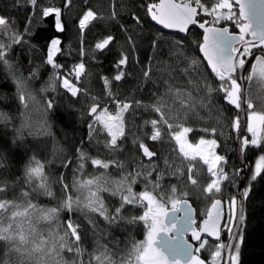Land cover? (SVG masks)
Here are the masks:
<instances>
[{
  "label": "snow or ice",
  "instance_id": "6c2138e0",
  "mask_svg": "<svg viewBox=\"0 0 264 264\" xmlns=\"http://www.w3.org/2000/svg\"><path fill=\"white\" fill-rule=\"evenodd\" d=\"M72 4L73 0H64L63 7L45 0H27L23 23L0 14V63L5 79L14 87L11 94L0 93L4 103L0 125L11 129L9 138H4L9 136L7 131L0 136V173L15 177L0 180V249L4 256L0 264H242L246 239L242 226L247 221L244 202L258 196L264 209V111L254 110L251 90L241 83L256 79L264 87V0H159L146 5L141 0V8L136 7V0H122L121 11L113 3L107 17L85 6L75 21L82 58L83 37L97 19L115 27L121 39L114 54V70L99 77L102 85L97 94L81 86L83 74L90 75L83 59L73 63L70 70L58 62L68 32L65 10ZM13 7L18 11L20 0H13ZM150 22L173 30L172 39L166 41L164 33L156 38L147 34L146 29L152 28ZM231 25L238 32L230 31ZM162 42L167 43L169 57L175 55V62L161 59L154 69ZM116 43L117 37L111 32L101 35L93 45L92 59L110 52ZM146 44L152 54L145 65L140 50ZM258 45L260 55H255L253 49ZM35 51L42 59L33 65L29 58L25 75L21 61L25 53ZM249 56H254V61L245 77L240 70L246 68ZM136 65L141 68L138 90L148 93L147 100L120 95L126 78L133 75L130 67ZM40 66H50L51 71L37 86L35 82L42 78ZM58 87L67 97L63 115L58 111V99L48 95ZM37 100L44 106L43 121L36 126L21 119L17 124L10 109L15 107L23 118L20 109L27 110ZM242 103L249 109L251 138L241 137L237 150L241 155L261 152L245 177L246 185L237 180L242 168L229 173V157L215 150L216 139L201 136L198 143L189 142L194 128L187 122L188 114L199 109L210 114L215 111L218 123L225 121L227 113L241 109ZM110 105L115 106L114 111ZM132 112L142 121L139 129L143 134L134 135L128 149V114ZM57 116L65 126V141L75 134L77 123L87 129L86 137L75 143L70 153L58 157L61 167L72 170L71 182L65 172L56 173L53 179L48 162L37 154L29 139L54 135ZM132 123L136 126V120ZM230 127L239 131L238 114ZM203 131L215 135L217 128L205 127ZM165 138L178 147V152L172 153L181 157L175 166L168 155L156 149ZM125 151L130 153L128 157L116 158ZM197 157L207 168V182L194 172ZM89 166L98 175L85 176ZM112 168L119 170L118 177L109 175ZM56 183L61 186L59 198ZM227 183L233 187L239 183L242 191L229 196L228 222L222 223L224 201L217 197L223 195ZM138 184L143 185L140 191L135 187ZM189 187L211 201L199 225L187 199ZM41 197L50 203H41ZM169 212L171 217L165 219ZM140 225L144 239H132L124 251H118L119 241L116 248L105 241L108 235ZM224 230L227 243L221 239ZM202 250L208 251L207 259L202 258Z\"/></svg>",
  "mask_w": 264,
  "mask_h": 264
},
{
  "label": "trees",
  "instance_id": "16d2710c",
  "mask_svg": "<svg viewBox=\"0 0 264 264\" xmlns=\"http://www.w3.org/2000/svg\"><path fill=\"white\" fill-rule=\"evenodd\" d=\"M122 0H73V4L70 10H65V20L68 24V32L64 37V45H63V54H58V62L65 65L66 70H70L72 64L78 62L83 59L86 65V73L83 74V79L81 86L89 89L93 94H97L101 90L102 82L99 77L102 74H109L113 69V61L114 54L121 43L120 35L117 33L115 27H109L106 20L100 18L94 22L90 26V29L86 30L85 35L83 37V47L85 50V55L82 58L80 56L79 49L81 47V37L77 30L75 21L82 14V10L85 6L93 8L100 17H107L110 15L112 11V5L115 3L116 10L118 12L121 11L120 4ZM158 2V0H143V4ZM45 3H53L56 6L63 7L64 0H45ZM28 7L27 0H20V7L17 11L13 7V0H0V14L11 15L20 19V22L23 23V17L27 15L25 9ZM136 7L141 8V0H136ZM123 14V13H121ZM151 23V22H150ZM152 24V23H151ZM194 31H197L194 29ZM230 31L238 32V29L235 28V25L230 26ZM111 32V34L116 35L117 43L112 46V50L110 52H105L103 55H98L96 60L92 59L93 53V45L96 42V39L99 38L103 34H107ZM147 34L151 35L153 38H156L160 33L166 34V41H170L172 39L173 33H166L161 31L155 25L152 24V28L150 31L146 29ZM19 52V49L17 50ZM198 51V50H197ZM152 51L148 48L147 44L144 45L140 50V58L141 61L146 65L147 64V56L151 55ZM32 60L33 65H39L40 60L42 59V54L39 51H35L33 53H25V59L21 61L22 67L24 69V74L27 75V71L29 65L27 63L28 59ZM171 58L173 62H175V55L169 57L168 46L166 42H162V46L160 52L157 53V60L153 61V67L157 66V61L164 59L167 60ZM40 71L42 73L41 80L36 81V85L38 86L42 80H46L51 69L50 66H40ZM133 75L126 78V82L120 89L121 98L125 96H135L136 98H140L143 96L145 100L148 99V93L138 90V82L140 78L141 68L140 66H132L129 69ZM166 75V74H165ZM0 85L4 87H0V93L7 92L11 94L14 91L13 85L5 79V68L2 63H0ZM151 85H148V88L151 89ZM162 91V89H161ZM48 95L56 97L61 105L58 109L60 114H64L63 103L67 99L63 95V89L59 88L56 92L49 90ZM0 107H4L3 101H0ZM110 108L114 111L115 106L110 105ZM15 121L17 124L20 123L21 119L25 121H30L33 125L38 126L39 122L43 121L44 117V106L42 100H37L35 102L30 103V107L27 110L20 109V111L24 112L23 118L20 117L17 113L15 107L10 109ZM238 114L237 109H233L231 112L227 113L226 120L220 121L218 123V115L214 111L213 113H208L207 109H199L193 110L188 114V123L194 128V131L189 134L188 139L190 143H198L201 136L205 138H214L218 141V147L215 149L221 155H227L229 157L228 171L232 173L234 168H240L239 160H238V151L236 146V130H233L230 125L232 122V118H234ZM181 116H184V113H180ZM239 115V114H238ZM67 119V117H65ZM136 120V126H133L132 121ZM55 127L53 129L54 135L47 137H30L32 140L34 147L37 149V154L48 162V172L53 176V179L56 178V173L65 172L68 178V181L71 182L72 179V170H65L60 165L59 156L64 153H70L73 149V145L78 143L82 137H86L87 129L86 125L77 123L76 131L74 135L70 134L69 141H65L64 131L65 126L61 121L60 116H57L53 121ZM142 123L140 118L136 115L135 112L128 114V138L126 141V147L128 149L132 148V139L134 135H142V131L139 129V124ZM216 127L217 132L213 135L211 132L205 133L203 129L205 127ZM9 133V138L11 134V129H5L3 125H0V136H4L5 132ZM223 133V134H221ZM149 143H152L149 141ZM63 148V152L60 149ZM156 149L160 151L164 155H168L170 161L173 163V166L179 163L181 157L172 155L173 151L178 152L177 146L174 142L169 141L168 138H165L163 142L156 144ZM93 154H97L95 148L92 149ZM261 154L260 151H246L244 155L245 164L248 166V175L249 169L251 168V163L253 158ZM130 155L129 152H121L117 159H125ZM162 163V161H161ZM195 164L194 172H198V178L202 182H207L208 175L206 174V170L201 163L198 161H193ZM75 167V165H73ZM185 168V176L187 175V165H184ZM16 171V168L13 167V172ZM102 171V170H101ZM88 175H98V172L95 169H92L90 166L85 172V176ZM109 175L112 178H116L119 176V170L112 168L109 172ZM5 176L8 178L14 179V176H9L7 173H0V180L4 179ZM240 176V175H239ZM239 176L237 180H239ZM175 182V181H173ZM246 184V180L244 182ZM227 188L229 189L230 194L234 193L236 187H233L231 183H227ZM137 191L143 189L142 184H138L135 186ZM55 192L57 197L59 198L62 195L61 186L59 183L54 185ZM260 184H256V190H259ZM17 192L19 189L16 190ZM188 191L190 195L187 199L191 202L195 199L201 198L203 196L198 194V190L189 187ZM195 197V198H194ZM40 202L48 205L50 202L47 198L41 197ZM52 204L56 203V201H51ZM170 205V204H169ZM245 214L247 217L246 225L242 227L245 230V244L242 245L243 252L241 256L242 264H264V209L261 207V199L258 196L252 197V199L246 200L244 202ZM45 229L47 225H42ZM142 240L144 239L143 226L129 228L127 231L117 232L105 237V241L109 244L110 247L116 248L117 241H119V250L124 251L127 244L132 240ZM89 251H91V244L88 245ZM119 258V255H117ZM88 255L85 254V261H87ZM4 260V256L2 254V249H0V262Z\"/></svg>",
  "mask_w": 264,
  "mask_h": 264
},
{
  "label": "flooded vegetation",
  "instance_id": "af4514ba",
  "mask_svg": "<svg viewBox=\"0 0 264 264\" xmlns=\"http://www.w3.org/2000/svg\"><path fill=\"white\" fill-rule=\"evenodd\" d=\"M253 51H260V46L258 45L256 49H253ZM257 55H260V54H257ZM254 61V58L251 60V62ZM251 62L250 64L248 65V67L246 68L245 72H244V76L246 77L248 75V71H249V67H251ZM244 81V86H245V89H252V86H253V81L251 82H248L247 80H243ZM244 109H245V116H246V129L242 135V137H248L249 139L251 138L250 136V132H248V111L249 109L247 108V104L244 103ZM232 194H235V190H234V193ZM229 192V189L227 188V185L225 184L224 186V191H223V195L220 196V197H217V198H220L224 201L223 205H222V208H223V219H222V223H227L228 220H227V216H228V213H229V208H228V204H227V200L229 198L230 195ZM197 202H194L193 203V209H194V214H195V218H196V223L197 225H199L200 221H202L203 219L206 218L207 216V211L209 209V207L211 206V201L207 198H205L204 196L201 197V198H198L196 199ZM192 204V203H191ZM188 239H190V236L187 237ZM211 240V238H209ZM221 239L227 243L228 241V233L226 230L222 231L221 233ZM226 251L227 249L224 250V260H226ZM208 251L207 250H202L201 252V256L202 258L204 259H207L208 258Z\"/></svg>",
  "mask_w": 264,
  "mask_h": 264
},
{
  "label": "water",
  "instance_id": "95a60500",
  "mask_svg": "<svg viewBox=\"0 0 264 264\" xmlns=\"http://www.w3.org/2000/svg\"><path fill=\"white\" fill-rule=\"evenodd\" d=\"M159 2V0H158ZM157 2V3H158ZM153 25H155L157 28H159L161 31L163 32H166V33H173V30H169V29H163L162 26L160 25H156L154 22H151ZM197 31H199V29H195ZM182 35V34H181ZM255 55L257 54H260V51H255L254 52ZM254 58V56H249L246 58V61H247V64H246V68L248 67V65L250 64L251 60ZM206 63V62H205ZM245 69L243 70H240V73H242V75L244 76V72H245ZM210 71V70H209ZM241 83L244 85V81L242 80ZM245 87V86H244ZM238 111V114H239V118H240V123H241V127L239 129V131L237 132V135H236V146L238 145L239 141H240V138L242 137L245 129H246V116H245V109H244V103H242V108L241 109H237ZM250 136H251V133H250ZM238 151V150H237ZM244 155H241L239 152H238V160H239V165H240V168L243 169L242 173L240 174L239 176V182H245V177L248 175V166L245 164V160H244ZM238 191H242V188L239 186V183L237 184V187H236V190H235V194L238 193ZM190 202V201H189ZM191 204V202H190ZM192 206V204H191ZM193 208V206H192ZM171 212L168 213V216L165 217V219H168L171 217ZM195 215V214H194ZM190 236V233H187L186 234V238ZM195 243V242H193ZM226 260H227V251H226Z\"/></svg>",
  "mask_w": 264,
  "mask_h": 264
},
{
  "label": "rangeland",
  "instance_id": "374dc122",
  "mask_svg": "<svg viewBox=\"0 0 264 264\" xmlns=\"http://www.w3.org/2000/svg\"><path fill=\"white\" fill-rule=\"evenodd\" d=\"M250 69H251V67H249V70ZM251 93H252V97H253L254 110L255 111H264V87H262L261 83L256 79H253V86L251 89ZM206 139H212V138H206ZM177 149H178V147H177ZM259 155L260 154H258L257 156H255L253 158V161L251 163V167L254 166L255 160ZM195 161H198L199 163H201V165H203V162L200 161L198 157L195 159ZM204 168L206 170V174L208 175L206 166H204ZM249 175H250V173H249ZM246 184H247V180H246ZM194 202H197L196 199L194 200ZM194 202L191 201L192 205ZM167 207L170 209L171 205H167Z\"/></svg>",
  "mask_w": 264,
  "mask_h": 264
}]
</instances>
